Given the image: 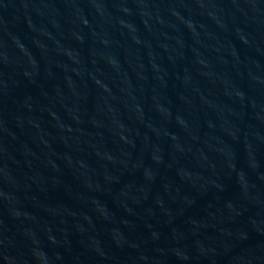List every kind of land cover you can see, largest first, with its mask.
Returning <instances> with one entry per match:
<instances>
[{"label":"water","instance_id":"95a60500","mask_svg":"<svg viewBox=\"0 0 264 264\" xmlns=\"http://www.w3.org/2000/svg\"><path fill=\"white\" fill-rule=\"evenodd\" d=\"M0 264H264V0H0Z\"/></svg>","mask_w":264,"mask_h":264}]
</instances>
